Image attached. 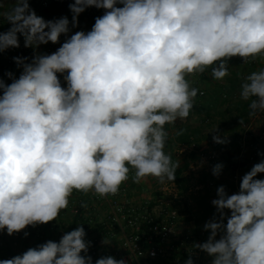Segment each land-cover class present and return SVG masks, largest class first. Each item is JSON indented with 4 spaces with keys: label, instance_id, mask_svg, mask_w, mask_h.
<instances>
[{
    "label": "clouds",
    "instance_id": "9594fccd",
    "mask_svg": "<svg viewBox=\"0 0 264 264\" xmlns=\"http://www.w3.org/2000/svg\"><path fill=\"white\" fill-rule=\"evenodd\" d=\"M90 7L104 10L90 31L31 62L14 57L19 78L9 72L12 83L0 79V232L9 236L27 237L29 226L56 221L74 190L118 194L132 170L137 184L149 177L174 182L179 163L164 150L165 125L185 121L194 107L199 90L187 77L211 67L222 81L232 58L264 59V0H73L72 27ZM0 17L11 24L0 32V53L20 47L18 33L24 47L36 49L70 32L66 16L46 21L29 0H14ZM240 88L249 116L264 113V69L243 77ZM223 167L217 163L212 174L219 177ZM260 173L264 160L242 176L238 193L217 189V215L203 226L210 235L194 244L211 264H264ZM85 237L78 226L0 264H93ZM95 264L128 262L109 255ZM185 264H194L191 253Z\"/></svg>",
    "mask_w": 264,
    "mask_h": 264
},
{
    "label": "built area",
    "instance_id": "2783aa9c",
    "mask_svg": "<svg viewBox=\"0 0 264 264\" xmlns=\"http://www.w3.org/2000/svg\"><path fill=\"white\" fill-rule=\"evenodd\" d=\"M46 2L48 0L43 2L42 6H46ZM72 2L73 0L70 3ZM84 13L88 19L93 20L95 23V12L91 8H87ZM103 13L104 11L99 16H102ZM92 26L83 31H90ZM10 27L11 24L7 22L3 32H7ZM17 35L19 42H24V37L19 33ZM67 38L68 35L62 34L59 43L49 42L41 46L44 48L45 53L52 54ZM19 76L20 74L17 79ZM5 82L7 83V81ZM200 94H203V92L200 91ZM250 138L251 135L248 133L243 134V140L247 141ZM246 145L252 152L247 155L244 165L239 167V171L245 173L260 161L261 155H258V153L261 149H264L262 144L248 143ZM217 146L218 143L212 141L210 149L201 150L197 154L198 158L210 165L209 170L211 173L213 166L219 162ZM223 174V170L219 177L212 174L213 178L208 181L207 186L213 188L214 183L221 179ZM73 193H76V191L74 190ZM88 197L90 201L103 206L102 214L95 221L96 229L92 237L87 239L91 242L87 255L92 257L93 264L97 259L109 255L116 259H124L128 264H185V260L188 259L190 253L194 264H211V261L207 259L208 255L194 247V244L205 242L210 234L206 235L205 230L198 229V227L194 230H186L185 228L180 230L182 225L178 220V216L169 214L154 215L147 211L146 205L148 203L141 207L132 206L131 202L133 200L127 199L125 186L120 187L116 195L102 198L93 192H89ZM158 201L161 205H167L161 199ZM78 203H81V201L79 200ZM77 211L75 208L74 212ZM63 234L64 231H61L56 242ZM104 238L111 243L103 244Z\"/></svg>",
    "mask_w": 264,
    "mask_h": 264
},
{
    "label": "rangeland",
    "instance_id": "374dc122",
    "mask_svg": "<svg viewBox=\"0 0 264 264\" xmlns=\"http://www.w3.org/2000/svg\"><path fill=\"white\" fill-rule=\"evenodd\" d=\"M20 47L19 48H10V51H4L3 53H0V60L5 59L7 56L12 55L13 57H27L28 60H31L35 54H46L44 52V48L40 45L38 48L33 49L31 47L26 48L24 47V42H19ZM23 45V46H21ZM14 49V50H13ZM13 62V65H17L15 61ZM10 65L8 62L4 61L2 63L1 69L4 71L8 69L6 66ZM229 68V67H228ZM14 69H17L19 71H22L21 67L15 66ZM5 76V73L2 74ZM199 75V74H198ZM198 75L191 76L193 80H195V83L191 86L197 88L200 91H203L202 96L208 95L209 90H211L213 87L217 86L218 80L213 79L211 74H207L208 84L202 85V81L198 80ZM188 78V77H187ZM62 85H64L63 76H60ZM5 84L12 83V79L9 77H6L3 79ZM192 123L197 122V118L195 116L191 117ZM184 121H177L174 125H179L180 123H183ZM173 124H166L167 128L166 131L168 132V135H172L174 131ZM240 132V131H239ZM219 134V133H217ZM231 141H229L226 144L223 145H229L232 146ZM245 145V144H244ZM247 146V145H245ZM193 147H183L181 149L175 150V155L178 161H188V167L186 171L183 173V175L188 179V186L189 190L186 193H179L177 192L176 185L173 182H166L164 184H160L156 178L149 177L146 182L142 183H134L132 177L134 176V170H132L129 174V179L124 182L120 187L127 186V192L126 197L127 199H132L133 201L129 204L132 206H138L141 207L145 203L152 202V206L149 210L150 213L154 215L159 214H169V215H176L178 216V220L181 222V228L180 230H194V228L202 229L204 230V224L208 222L207 220L201 222L198 226L194 227L193 223L188 221V215L187 214H181L185 210L184 202L187 200L189 203V206L191 207L193 213H199L200 211L204 210V205H198L194 200H192L190 197L194 196L197 198V201H202V203H207L212 205V200L217 198V189L219 188V182H216L214 184L213 188H210L207 186L208 181L211 180V171L209 170L210 165L202 161L200 158L197 157V152L192 156L190 153L192 151ZM208 150L206 148L205 144L198 150ZM218 154V153H217ZM208 175L209 177L206 178L205 182H202V178L204 175ZM191 195V196H190ZM162 200L163 203H167L164 205H161V203L158 200ZM81 201V203H78V201ZM154 201V202H153ZM82 204H86V207H82ZM146 205V207L148 206ZM213 206V205H212ZM214 207V206H213ZM79 210V208L82 209V216L92 219L96 221L99 218V215L103 212V206H100L96 202L90 201L88 194H83L81 192L76 191V193H73V195L69 198V205L67 209L61 210L59 216L57 217L56 221L50 222L48 224H52L54 228L59 227L61 231H64L68 228L70 225L71 218L75 214L74 209ZM196 230V229H195ZM206 235H209L210 232L205 230ZM92 236L86 238L90 239ZM217 239H219V234L217 236ZM209 261H211V257L208 256L207 258Z\"/></svg>",
    "mask_w": 264,
    "mask_h": 264
},
{
    "label": "crops",
    "instance_id": "0c3cea01",
    "mask_svg": "<svg viewBox=\"0 0 264 264\" xmlns=\"http://www.w3.org/2000/svg\"><path fill=\"white\" fill-rule=\"evenodd\" d=\"M45 1L46 0H30L29 6L31 9L35 10L38 16L43 17L46 21L56 20L66 16L70 22V32L68 33V37H70L75 32L83 31L84 29L89 28L94 24V21L88 19L86 14L83 12L78 16V26L72 27L71 21L73 14L69 9V4L72 0H48V2H46V6H42V3ZM0 3L3 4V7H0V12L9 11L12 7H14V0H0ZM90 8L95 12V17L99 16L104 11L103 9H97L95 7ZM0 19V32H3L7 20L3 17H0ZM7 51L10 50L8 49ZM13 58L14 57L12 55H9L5 59L0 60V79L9 77L7 75V73L9 72H11L12 74H16L17 76L21 74L22 71L14 69L15 66L18 67V65H13V62L11 63V61H14ZM4 61L10 64L6 66L8 69H6L5 71L1 69L2 63ZM26 62H31V60H28ZM250 63L252 66H250ZM228 67L236 73H239L241 78L243 79V77H246L253 71L264 69V59L258 57L255 61H250L249 64H245L243 63L242 59L234 57L229 61ZM208 69H210V67ZM3 73H5V76L2 75ZM207 74L208 73L204 75V79L202 80L201 74L198 75V80L202 81V85H205L206 83L208 84ZM209 74H211V72ZM187 79H189L192 84L195 83V80H193L191 76H189ZM165 128H167L166 125ZM239 133L241 137L238 140L237 146H222V144L218 143L217 147V153L219 158L218 163L224 166L222 169L224 171V176L223 179L219 181V187L224 186L226 192L229 195L239 192L241 178L245 174L244 171H239V167L244 165L247 155L252 152L250 148L245 145L248 143H257L259 145L262 144V147H264V113H257L255 116H249L248 121L242 125V129ZM244 133H248L249 135H251V138L247 141L243 140ZM220 136L221 138L226 137L227 140L230 141V138H228L227 135ZM259 153H264V149H261ZM261 160H264V156L260 157V161ZM256 178L264 179V173L258 174ZM225 213L226 215H230V212H228V210H225ZM206 220L209 221L210 219L207 217ZM25 231L29 233L27 237H25L23 231L12 236L7 235L6 231L0 232V260L10 259L15 255L22 254L27 249L31 247H36L39 244H42L48 240L56 241L57 237L61 232V229L59 227L54 228L52 224H44L38 225L36 227L29 226L25 229Z\"/></svg>",
    "mask_w": 264,
    "mask_h": 264
},
{
    "label": "trees",
    "instance_id": "16d2710c",
    "mask_svg": "<svg viewBox=\"0 0 264 264\" xmlns=\"http://www.w3.org/2000/svg\"><path fill=\"white\" fill-rule=\"evenodd\" d=\"M250 66H252L251 63ZM228 70L230 75L225 77L222 81H218L217 86L209 90L208 95L202 96L200 90L198 91V94L194 99V107L191 110L189 117L183 123L176 126L174 125L175 128L173 134L168 135L164 150L167 154L171 155L174 163H179L176 179L173 183L181 194L186 193L189 190L188 179L183 175L188 167V161H178L175 155V150L192 146L193 149L190 154L194 156L196 152L198 154V150L203 144L210 149L211 142L213 141L212 137L217 133L220 135H227L228 138H230L231 147L237 146L238 140L241 137L239 131H241L242 125L248 121L250 101H245L240 97V86L243 79L239 73H236L230 68H228ZM211 71V67L210 69L205 70V73L201 74V80L204 79L206 73H210ZM13 76L17 78L16 74H13ZM192 116L197 118L196 123H192ZM240 120H243V123H240ZM180 129L184 130L183 134L177 135V132ZM216 129L217 131L213 132ZM129 174L131 175L132 173ZM223 176L221 179H223ZM207 177H209L207 174L204 175L202 182H205ZM212 178L213 176H211V179ZM221 179L216 182L221 181ZM190 198L199 206L204 205L203 211L193 213L188 201L186 200L184 202L185 210L181 214H187L189 216L187 220L192 222L194 227L205 221L207 217L211 220L214 215H217L216 209L212 205L205 202L202 203V201L198 202L197 198L194 196H191ZM152 204V202H149L147 209L150 210ZM78 226L84 227L86 232L85 239L92 236L96 229L95 221L83 217L81 208H79V210L73 215L70 225L64 230V233L72 231ZM82 255L85 254L82 253Z\"/></svg>",
    "mask_w": 264,
    "mask_h": 264
}]
</instances>
